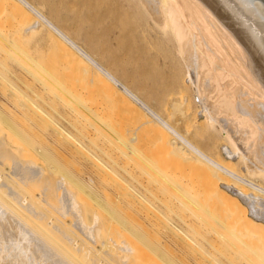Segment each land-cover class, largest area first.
Listing matches in <instances>:
<instances>
[{
  "label": "bare ground",
  "instance_id": "bare-ground-1",
  "mask_svg": "<svg viewBox=\"0 0 264 264\" xmlns=\"http://www.w3.org/2000/svg\"><path fill=\"white\" fill-rule=\"evenodd\" d=\"M116 1L120 2L119 5L126 6L127 9H133L134 17L139 23H146L151 39L166 43L172 42L177 46L180 56V53H184L182 57L188 78L186 80L184 78L183 83L194 85L192 89L194 99L201 108V112H199L201 114L197 113L201 118L199 120L208 125L210 136L216 133L220 140L226 141L228 144L226 147H229L222 148L227 151H225L227 154L215 157L206 152L203 147H200V143H196L187 134L180 131L176 125L170 123L166 117L124 83L125 81L118 78L108 68L109 66L106 67L97 59L89 48L82 46L59 23L48 16L40 8L41 6L33 4L30 0H0V7L9 11L16 24L20 25L22 33L19 36L28 38L37 34L36 32L41 28L47 29L51 39L62 52L59 53L63 55L62 62L64 64L62 68L55 64V68L49 69L27 55L26 49L21 51L19 47L17 48V44L10 45L19 50H17L19 52L17 56H13L10 46L7 47L9 50L5 47L8 45L6 42H12L11 36L12 40H15L16 33L11 31L12 27L9 32L4 28L7 26L4 25L0 26V39L2 42L4 41L2 44L0 43L3 50L0 52H4L1 53L2 55L0 54V61L1 58L14 59L19 72L26 77V80H29H27L31 84H28L29 87L37 89L38 92H34L35 98L37 97L44 104L50 105L54 112L57 111L67 124L74 127V130L77 129V132L88 141L99 140L98 148L107 155L108 160H112V164H116V159L120 157H130L131 149L121 148L120 141L130 140L133 143L139 139H151L150 146L146 145V147H153L154 155L158 157L165 173L164 176L168 177L164 188L167 187V183L183 187L179 185L181 182L186 185V189L191 185L192 187L198 186L197 191L196 188L193 190L191 187V192H195L193 194L189 192V189H184V185L183 194L177 193L181 196L176 198L178 206L181 207L180 213L183 212L185 215V210L192 214L193 219L187 216V221L183 219V214L180 216L186 229L191 231V233L188 231V239H191L192 247H196L195 252L204 254L206 257L210 256L217 264H222V262L223 264L225 262V264H264V91L251 72L244 50L200 0ZM111 20L119 25L129 26V21L125 19L117 21L114 17ZM229 80L230 82L227 84L226 82ZM11 82L13 83V81ZM24 82L26 83L25 80ZM18 83L13 84L16 92L21 91ZM25 85L23 83V86ZM13 94L18 95L15 92ZM32 96L34 95L32 94ZM16 97L18 98V96ZM32 98H30L31 101L36 105V99ZM25 99L27 100V98ZM105 100L114 102L125 110L126 117L129 119L127 120L128 126L122 122L118 112L117 114L114 112L116 107H113L112 110L110 107H106L107 104L105 106ZM182 102L189 103V101ZM28 106L32 108V106ZM111 106L114 104L111 103ZM185 106V111L182 110L184 114L180 115H184L188 120L193 114H190L187 111L189 107ZM108 108L118 116L109 112ZM30 110L32 111V109ZM37 111L43 112L38 108ZM182 111L181 113H183ZM1 115L0 113V119H2ZM45 115L48 118L47 114ZM24 125L26 124L24 123ZM58 128L66 131V135L70 136L71 133L66 130L65 126L58 125ZM79 133L76 134L79 135ZM60 134L63 133L60 132ZM172 135L178 139L174 143ZM82 151L84 152V150ZM24 158L22 159L17 152L13 151L0 136V264L132 263L134 247L128 249V246L130 247L128 245L125 249H118L119 244H114L113 241L117 240H114L113 237L112 244L117 245V250H111L113 254L112 257L110 256L111 258L103 256L104 253L101 252H103L104 246L110 242L109 235L105 237L100 226L86 227L83 216L74 205L75 203L72 202L71 197L66 192L62 194L64 196L62 200L57 199L61 197V194L55 196L60 189V183L46 177V179L40 178L41 175L39 176L34 166L36 164L32 160L29 159L32 161L30 162ZM7 160L8 162L13 161V165L2 168ZM233 160L245 164L244 172L237 170L233 164L231 165ZM185 162L193 164L196 166L193 170L196 168L197 170L187 172L188 166H183V163L186 164ZM178 163H182L183 167H179ZM144 168L145 166H142L140 169L144 170ZM181 168H183L182 171ZM178 175H182V178ZM187 184H189L188 187ZM37 186L44 193H39ZM32 187H37L39 191L37 194L35 193L34 199L30 197L33 195L27 194L28 189L30 191ZM62 188L63 186L61 190ZM169 192L171 193V191ZM232 193H236L237 196ZM250 194L262 196L259 202L261 207L251 201L254 200V197L249 196ZM144 196L147 195L144 194ZM45 197L50 200L52 197L56 199L54 201L56 205L62 203L63 209H60L65 211L64 215L67 216L68 212L74 214L73 217L76 219H72H75L80 230L87 231L90 241L93 240V243L99 242V244L93 247L90 245L92 241L87 240L81 241V244L78 245L82 236L79 235L81 234L79 232L82 231H78L79 229L77 230L71 225L69 227L68 220H65L67 225L63 223L64 221H59L61 219L55 220L50 211L54 207L51 209L46 207L49 204L47 202L44 205ZM148 198L146 197V199ZM250 198L252 199L250 200ZM247 205H250V210ZM70 213L68 216L71 215ZM139 237L144 239V235ZM82 239L84 238L82 237ZM116 247L114 246V248ZM189 247L191 248V246ZM106 249L109 251V247ZM138 251L140 249H137ZM135 254L138 253L135 251ZM200 256L202 257V255Z\"/></svg>",
  "mask_w": 264,
  "mask_h": 264
},
{
  "label": "rangeland",
  "instance_id": "rangeland-1",
  "mask_svg": "<svg viewBox=\"0 0 264 264\" xmlns=\"http://www.w3.org/2000/svg\"><path fill=\"white\" fill-rule=\"evenodd\" d=\"M30 2L37 6H41L40 8H42L48 16L59 23L60 26L82 46L89 48L95 57L106 67L109 66L108 68L118 78L125 81L124 83L140 95L162 116L166 117L170 123L176 125L180 131L187 134V136L196 143H200V147H203L206 152L215 157H219L220 154H227L225 153L226 150H223V148L228 145L226 141L220 140L219 135L216 133L210 136L208 125L199 120L201 118L198 117V114H201L199 113L201 112V108L194 99V92L192 90L194 85L191 86L185 82L183 83L184 78L185 80L188 78V76L186 77V67L182 57L184 53H180V56L177 46L172 42L166 43L151 39L149 32H147L146 23H139V21L135 19L133 9H127L126 6L119 5L120 2L116 0H30ZM114 17L117 21L124 19L129 21V26L127 25L126 27V25L123 26L119 25L117 22L115 23L111 20ZM1 25L7 26L4 28L9 32L12 27L13 29H11V31L16 33L15 40H12L11 36V41L13 43L6 42L8 45L5 48L12 44H17V48L19 47L21 51L26 49L27 55L41 62L47 68L53 69L55 68V64H58L60 68H62L64 64L62 62L64 59L61 54L62 52L59 51V47L51 39L47 29L41 28L36 32L37 34L29 36L28 38L19 36L22 33L20 25L16 24L9 11L0 7V26ZM13 33L10 34L13 35ZM3 42L0 39V43L2 44ZM12 46H10V50H12L11 53L13 56H17L19 50L14 49ZM8 48L7 50H9ZM0 50H2L1 47ZM2 51L0 54L4 53ZM8 59L1 58V61L6 60L8 64L6 61H0V65L4 64L0 66V113L2 114V119H0V136L13 151L17 152V154L22 157V159L26 157L27 159L24 158L26 161L32 160L33 163L36 164L34 166L39 176L41 175L40 178H49L56 183H60L61 186L59 185L60 189H58V193L56 192L57 195L55 194L56 190L54 194L55 196H60L61 194V197L55 198L62 200L64 198L62 194L66 192L71 197L72 202L75 203L74 205L80 210L86 227L92 228L94 226H100L103 229L102 232L104 236L106 237L109 235V246L108 244L104 246L103 252H101L104 253L103 256L112 257L113 254L111 250H117V247L118 249H125V247L130 245L128 249L134 247V251H132L134 253V260H132L131 264H133V262L134 264H217L210 256L206 257L204 254H200L197 251L195 252L196 247H194L195 249L192 247L193 243L191 239H188L189 229L187 230L186 225L183 224L184 222L180 216L183 212L180 213L181 207L178 206L176 200L177 197L181 196L177 193L183 194L186 185L181 182L179 185L183 187H179L177 184L169 185V183H167V187L164 188L166 182H168V177L164 176L165 173L163 172V168H161L158 157L154 155L153 147H146V145L150 146L151 139H139L133 143H131L130 140L120 141L119 146L121 148L131 149V153L129 154L130 157H120L116 159V164H112V160L109 159V161L107 155L103 154L100 148H98L97 145L100 144L99 140L88 141L87 138L81 136V134L77 132V129L74 130V127L67 124L57 111L54 112V109H52L50 105L48 106L39 98H35L36 94H34V92L36 93L37 89L35 90L34 87H31L32 90H30L31 88L29 85L31 84L28 82L29 80L27 79V81L25 79L26 77L22 76L21 72H19L14 59H10V57H8ZM7 75H9L8 77L10 78H8ZM19 80L22 83L19 84ZM11 81H13V83ZM229 82L230 80L226 83L228 84ZM17 83L22 92H16L13 84ZM23 83L26 85L23 86ZM11 89L15 94H18L16 95L18 98L13 94ZM24 91L27 94L23 93ZM31 93L34 96H32ZM29 96L30 98H35V103L39 105L33 104ZM25 98H27V100ZM182 101H189V103H183ZM104 102L105 106L107 104L106 107H110V109L116 107L114 112L116 114L118 112L122 122L125 126H128L129 122L127 120L129 119L126 117L127 114L124 112L125 110L109 100H105ZM111 103L112 105L114 104V106H111ZM27 105H30V107L32 106V108H29V106L27 107ZM40 105L41 107H39ZM184 106L189 107L187 111L193 114L189 119L187 118L188 120H186L184 115H180L184 114L182 111H185ZM37 108L38 110L41 109L43 112L37 111ZM30 109H32V111ZM110 109L109 112L118 116L112 111L113 109ZM181 111L183 113H181ZM24 113L26 114L24 115ZM45 114H47L48 118ZM45 117L47 120H44ZM24 123L26 125H24ZM58 125L65 126L66 130H68V132L70 131V136L66 135V131L58 128ZM23 126L25 127L23 128ZM74 131L76 132L73 133ZM60 132L63 134H60ZM76 133H79L81 137ZM171 138L173 143L175 140H178L174 135H172ZM82 150H84L85 153ZM12 162H8V160L5 161L2 168L5 166L11 167L13 165ZM181 162L183 161L181 160ZM181 164L178 166L180 167ZM232 164L239 171L244 172L246 169L245 164H241L238 160H233L231 165ZM192 165L193 164L190 165V163H183L184 167L188 166L187 172L197 170V168L193 170L196 166ZM142 166H145L144 170L140 169ZM182 170L183 168H181V171ZM179 177L182 178V175ZM128 182L129 184H127ZM62 186L63 188L61 190ZM188 186L189 184H187V187ZM37 187L39 188V186ZM37 187L30 188V191L28 189L27 194L33 195L30 196L31 198L35 197V193L37 194L40 191V188L38 191ZM191 187L188 188L189 192H191L193 188H196L197 191L198 186L194 185L192 189ZM169 191H171L172 194L175 193V195H172ZM41 192H43L42 189L39 193ZM191 193H193V191ZM144 194L147 196H144ZM232 194L237 196L236 193ZM251 195L252 194L249 196ZM252 196L254 200L252 198H250V200L252 199L251 201L254 202L256 206H260L259 202L262 196L258 194ZM146 197L149 198L146 199ZM55 200L56 199H53V197L51 200L46 197L45 201L43 200L44 205L47 203L50 204L46 205L49 209L54 207L50 210L51 213H53L52 217H54L55 220L61 219L59 221H64L63 223H65V220H68L69 222L67 221V223L69 227L71 225V227L83 232H79L81 233L79 235L82 236L81 240L79 238L80 241L77 243L78 245L81 244V241H90L87 231L80 230L81 228L76 225V218L73 217L75 215L70 212L68 213L72 216H68V213L67 216L64 215L66 213L63 210L61 211V209H63L62 203L56 205V202H54ZM249 206L247 205L250 210L251 207ZM184 213L186 215H182L184 220H188L187 216L193 219L189 211L185 212L184 210ZM72 218L75 219L73 220ZM181 227L185 230H182ZM189 232L191 233V231ZM139 236H142L144 239ZM82 237L84 239H82ZM112 237L114 240H117L113 241L115 242L114 244H119V246L112 244ZM77 239H75V241ZM91 241L92 244H89L93 247L99 244V242L93 243L94 241ZM76 242H78V240ZM114 246L117 247L114 248ZM106 247H109V251ZM137 249H140V251L137 252ZM135 251L138 254H135ZM200 255H202V257Z\"/></svg>",
  "mask_w": 264,
  "mask_h": 264
},
{
  "label": "water",
  "instance_id": "water-1",
  "mask_svg": "<svg viewBox=\"0 0 264 264\" xmlns=\"http://www.w3.org/2000/svg\"><path fill=\"white\" fill-rule=\"evenodd\" d=\"M244 50L264 91V0H200Z\"/></svg>",
  "mask_w": 264,
  "mask_h": 264
}]
</instances>
